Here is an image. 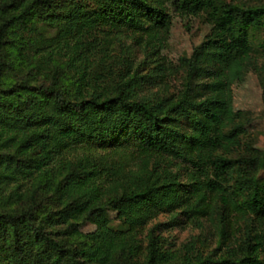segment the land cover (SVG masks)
I'll use <instances>...</instances> for the list:
<instances>
[{"label": "trees", "instance_id": "obj_1", "mask_svg": "<svg viewBox=\"0 0 264 264\" xmlns=\"http://www.w3.org/2000/svg\"><path fill=\"white\" fill-rule=\"evenodd\" d=\"M186 10L211 29L172 68L167 0H0V264H264V151L232 105L264 0ZM204 220L209 253L157 233Z\"/></svg>", "mask_w": 264, "mask_h": 264}, {"label": "rangeland", "instance_id": "obj_2", "mask_svg": "<svg viewBox=\"0 0 264 264\" xmlns=\"http://www.w3.org/2000/svg\"><path fill=\"white\" fill-rule=\"evenodd\" d=\"M186 5L187 0H167L171 19L162 33L161 55L172 68L179 65L181 58L190 56L194 48L202 43L211 29L203 17L188 13ZM146 39L154 40L156 36H147ZM133 42L134 40L130 37H122L116 48L120 52L122 43L131 46ZM137 54L139 60L144 58V54L140 51ZM174 85L178 86L179 82H175ZM158 88L156 87L154 90L157 91ZM263 92L264 57L245 66L232 90V105L240 122L242 140L243 142L250 141L258 150L262 151H264ZM170 221L169 214H161L148 224L143 236L145 245L148 242L146 235L154 226ZM203 223L204 225L189 222L182 226L163 228L157 233L165 238L166 246H171L173 249L183 250L187 244L194 243L209 253L216 248L219 238L210 220H204ZM94 228L93 224L88 223L82 227V231L86 232Z\"/></svg>", "mask_w": 264, "mask_h": 264}]
</instances>
